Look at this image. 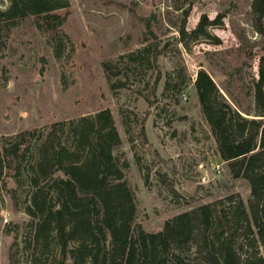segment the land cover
<instances>
[{"label": "rangeland", "instance_id": "obj_1", "mask_svg": "<svg viewBox=\"0 0 264 264\" xmlns=\"http://www.w3.org/2000/svg\"><path fill=\"white\" fill-rule=\"evenodd\" d=\"M65 1L55 18L27 16L0 25V148L26 132H35V144L66 145L67 125L107 109L128 162L135 221L145 232L156 233L201 204L230 196L246 203L248 185L233 179L218 157L193 82L205 71L218 98L254 117L252 80L264 37L252 28L251 0ZM7 6L0 0V10ZM202 17L215 22L205 29L208 36L181 40V26L189 34ZM146 19L156 39L144 41ZM149 46L145 60L128 63L126 55ZM116 81L125 87L111 89ZM137 161L147 171L146 184ZM30 162L0 189V264H34L40 252L24 210L32 192ZM56 257L52 244L45 264Z\"/></svg>", "mask_w": 264, "mask_h": 264}, {"label": "trees", "instance_id": "obj_2", "mask_svg": "<svg viewBox=\"0 0 264 264\" xmlns=\"http://www.w3.org/2000/svg\"><path fill=\"white\" fill-rule=\"evenodd\" d=\"M6 1L0 25L27 16L55 18L54 11L67 7L65 0ZM249 7L252 28L264 37V0H251ZM214 24L202 17L189 34L182 25L180 39L207 37L205 29ZM144 27V41L156 39L148 19ZM149 48L125 58L130 64L145 60ZM102 67L106 72L107 64ZM193 86L220 160L233 179L248 185L247 202L230 196L226 202L201 204L165 221L160 231L145 232L135 221L121 140L104 109L67 125L66 145L35 144V132H26L0 148V189L7 177L18 178L24 161L31 159L26 172L32 192L24 210L31 218L32 246L40 250L34 264L46 263L52 244L57 257L48 264H264V57L258 58L252 80L254 117L218 98L205 71L197 72ZM123 87L124 81L110 86ZM140 134L147 144L143 129ZM137 162L146 184L147 171ZM9 197L14 199V190Z\"/></svg>", "mask_w": 264, "mask_h": 264}, {"label": "crops", "instance_id": "obj_3", "mask_svg": "<svg viewBox=\"0 0 264 264\" xmlns=\"http://www.w3.org/2000/svg\"><path fill=\"white\" fill-rule=\"evenodd\" d=\"M146 136H147V139H148V141H149V143L151 144L152 142H151V140H150V137L148 136V134H146ZM215 144V143H214ZM152 145V144H151ZM153 149L154 150H156L158 153H159V155H161L162 156V152L160 151V149L157 147V146H153ZM218 155V154H217ZM219 157V156H218Z\"/></svg>", "mask_w": 264, "mask_h": 264}, {"label": "water", "instance_id": "obj_4", "mask_svg": "<svg viewBox=\"0 0 264 264\" xmlns=\"http://www.w3.org/2000/svg\"><path fill=\"white\" fill-rule=\"evenodd\" d=\"M243 116V115H242ZM243 117H245V116H243Z\"/></svg>", "mask_w": 264, "mask_h": 264}]
</instances>
